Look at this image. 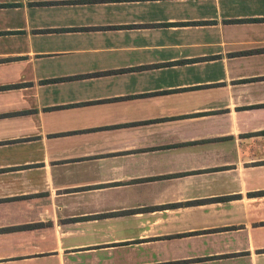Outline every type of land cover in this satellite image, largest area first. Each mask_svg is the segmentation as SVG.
I'll use <instances>...</instances> for the list:
<instances>
[{"label": "crops", "instance_id": "1", "mask_svg": "<svg viewBox=\"0 0 264 264\" xmlns=\"http://www.w3.org/2000/svg\"><path fill=\"white\" fill-rule=\"evenodd\" d=\"M0 264H264V0H0Z\"/></svg>", "mask_w": 264, "mask_h": 264}]
</instances>
